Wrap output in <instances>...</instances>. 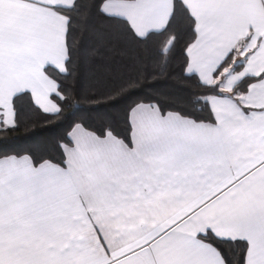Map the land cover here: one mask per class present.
Listing matches in <instances>:
<instances>
[{
	"label": "snow or ice",
	"instance_id": "6c2138e0",
	"mask_svg": "<svg viewBox=\"0 0 264 264\" xmlns=\"http://www.w3.org/2000/svg\"><path fill=\"white\" fill-rule=\"evenodd\" d=\"M182 34L198 91L134 100L125 138L76 123L59 162L0 158V264H264V0H0V131L24 97L57 117L155 88ZM79 66L84 92L52 74Z\"/></svg>",
	"mask_w": 264,
	"mask_h": 264
},
{
	"label": "trees",
	"instance_id": "16d2710c",
	"mask_svg": "<svg viewBox=\"0 0 264 264\" xmlns=\"http://www.w3.org/2000/svg\"><path fill=\"white\" fill-rule=\"evenodd\" d=\"M102 26L103 22H99ZM79 39V36L76 37ZM167 39V34L154 36L147 45V49L153 54L156 48ZM186 35H181L177 43L170 65L161 75V83L155 88H144L135 95L120 99L119 101L101 103L92 106L89 102L81 99L73 103L71 107L63 105V114L50 117L42 110L33 108L28 97L16 101L18 127L8 131H0V158L6 156L30 155L34 159H51L59 162L63 158L61 145L70 143L69 133L76 123H82L84 127L96 134H101L110 127L121 138L130 135V125L127 119L128 106L136 99L151 93L157 96L163 106L168 109L173 106L172 102L182 97H187L191 92L198 91L195 79L188 78L183 72L184 66V41ZM143 54L139 49L130 48L124 55L125 63H130L131 58ZM118 56V53H113ZM119 58V57H118ZM63 84H74L78 90L84 92L93 88L95 81L91 73L84 66L77 68L75 79L52 73ZM53 102L62 104L53 94ZM207 115V113H203Z\"/></svg>",
	"mask_w": 264,
	"mask_h": 264
},
{
	"label": "crops",
	"instance_id": "0c3cea01",
	"mask_svg": "<svg viewBox=\"0 0 264 264\" xmlns=\"http://www.w3.org/2000/svg\"><path fill=\"white\" fill-rule=\"evenodd\" d=\"M72 131V130H71ZM89 131V130H88ZM91 132V131H90ZM69 146H71V145H69Z\"/></svg>",
	"mask_w": 264,
	"mask_h": 264
}]
</instances>
